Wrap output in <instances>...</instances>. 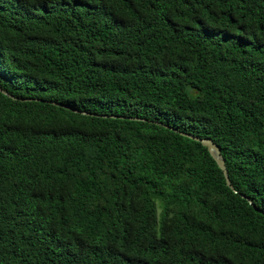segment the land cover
Returning <instances> with one entry per match:
<instances>
[{
	"label": "trees",
	"instance_id": "obj_1",
	"mask_svg": "<svg viewBox=\"0 0 264 264\" xmlns=\"http://www.w3.org/2000/svg\"><path fill=\"white\" fill-rule=\"evenodd\" d=\"M0 86V264H264V0H0Z\"/></svg>",
	"mask_w": 264,
	"mask_h": 264
},
{
	"label": "water",
	"instance_id": "obj_2",
	"mask_svg": "<svg viewBox=\"0 0 264 264\" xmlns=\"http://www.w3.org/2000/svg\"><path fill=\"white\" fill-rule=\"evenodd\" d=\"M0 92L2 94H4V95L10 97V98H14L12 95L8 94L5 90H3L1 88V86H0ZM49 103L52 104V105L58 106V107H63L65 109L72 110L73 112H76V113L78 112L77 110L71 109L69 106L62 105V104H59L57 102H49ZM84 114H86V113H84ZM134 120H142V119L135 118ZM165 127L167 129L174 130L175 132H178L181 135H183L185 137H188V138H190L193 141L199 142V143L202 144L203 147L207 148V150L210 153L211 157L214 159V161L217 163L218 167L223 172L227 186L231 190L235 191V188L233 187L232 182H231L230 177H229V173H228V170H227V166H226L225 160L221 156V152H220L219 147L217 146V144H215V142L212 139H210V138H199V137H196L194 135L186 134V133L178 131L177 129L169 127L167 125H165ZM242 197L251 203V201L248 198H246L245 196H242Z\"/></svg>",
	"mask_w": 264,
	"mask_h": 264
}]
</instances>
